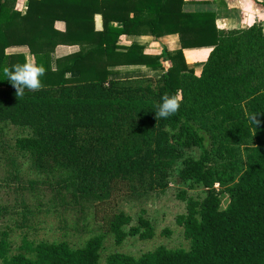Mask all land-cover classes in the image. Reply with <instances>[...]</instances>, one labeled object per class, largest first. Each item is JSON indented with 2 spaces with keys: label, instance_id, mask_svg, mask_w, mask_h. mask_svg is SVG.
Returning <instances> with one entry per match:
<instances>
[{
  "label": "trees",
  "instance_id": "obj_1",
  "mask_svg": "<svg viewBox=\"0 0 264 264\" xmlns=\"http://www.w3.org/2000/svg\"><path fill=\"white\" fill-rule=\"evenodd\" d=\"M18 1L0 0V132L9 125L22 130L14 148L58 177V188L90 202L94 220L116 244L154 237L145 211L134 218L118 200L164 188L170 170L206 194L188 198L175 218L188 249L112 252L102 262L100 234L78 247L23 239L12 252L8 232L0 230V264H264L262 23L220 29L214 12L183 11L184 0H28L24 10ZM173 33L180 48L159 54L119 43L124 35ZM60 44L79 49L57 57L52 68ZM11 46H26L45 67L42 90L16 96L3 69L27 60L7 53ZM203 46L211 48L196 71L183 49ZM135 65L160 74L117 77L138 69H113ZM165 93L182 102L175 115L156 119ZM194 147L197 157L185 155Z\"/></svg>",
  "mask_w": 264,
  "mask_h": 264
},
{
  "label": "rangeland",
  "instance_id": "obj_2",
  "mask_svg": "<svg viewBox=\"0 0 264 264\" xmlns=\"http://www.w3.org/2000/svg\"><path fill=\"white\" fill-rule=\"evenodd\" d=\"M262 26L264 31V23ZM22 133L20 128L11 125L0 132V230L8 232L12 252L18 251L23 239L36 243L66 240L71 246L78 247L98 234L103 235L102 262L112 252L137 256L160 245L169 249L189 248V241L175 218L185 212L188 198L201 200L206 191L201 186L189 188L176 175V168L169 171L164 188L118 200V208L134 218L144 210V215L154 226L155 235L147 240L128 236L116 244L112 234L105 232L100 222L94 220L90 202L58 188V177L38 169L26 154L14 148V137ZM199 153L200 150L194 147L186 150L185 155L197 157ZM183 191L184 198H181ZM221 198V208H224L228 197L222 195Z\"/></svg>",
  "mask_w": 264,
  "mask_h": 264
},
{
  "label": "crops",
  "instance_id": "obj_3",
  "mask_svg": "<svg viewBox=\"0 0 264 264\" xmlns=\"http://www.w3.org/2000/svg\"><path fill=\"white\" fill-rule=\"evenodd\" d=\"M28 0H19L17 6H20L24 10L27 6ZM264 0H184L182 6L183 11H208L214 12L216 17V26L220 29L230 28H246L250 25L260 22L264 23V5L259 3ZM95 27L101 29L102 17L100 14L94 15ZM116 24V23H115ZM119 25V23H117ZM58 27H62L61 23L57 24ZM132 42H137L143 45L144 52L149 54H159L163 47L169 50L180 48V41L177 34H166L157 39H154L150 35H124L120 38L119 43L121 45H129ZM211 47L203 46L196 48L183 49L184 55L187 61V65L190 68H198L199 71L204 63V60ZM79 49L77 45H57L54 52L51 53V67L55 68V59L66 54H70ZM7 53H24L26 60H31L33 55L29 52L26 46H11L7 48ZM196 63V64H194ZM200 63V65L198 64ZM143 65L135 66H116L113 69H138L126 74H118L117 77H140V76H158L159 71H144ZM144 71L142 75H138ZM136 73V74H135ZM77 73H69L70 75H76ZM127 74H133L128 75ZM158 74V75H153Z\"/></svg>",
  "mask_w": 264,
  "mask_h": 264
},
{
  "label": "clouds",
  "instance_id": "obj_4",
  "mask_svg": "<svg viewBox=\"0 0 264 264\" xmlns=\"http://www.w3.org/2000/svg\"><path fill=\"white\" fill-rule=\"evenodd\" d=\"M7 80L15 89L17 97H22L25 91L37 92L43 89L41 77L46 73V69L39 64L35 58L23 63H16L11 67L3 69ZM182 98L179 95H169L165 93L161 97V102L156 105V119H167L175 115L180 107ZM254 123H258L255 117L251 118Z\"/></svg>",
  "mask_w": 264,
  "mask_h": 264
}]
</instances>
